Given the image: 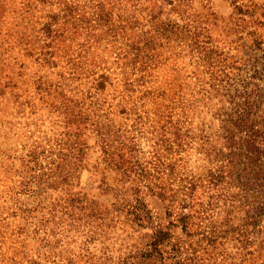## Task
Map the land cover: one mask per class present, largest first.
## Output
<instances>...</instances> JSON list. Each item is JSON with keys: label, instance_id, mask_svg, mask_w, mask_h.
I'll use <instances>...</instances> for the list:
<instances>
[{"label": "trees", "instance_id": "trees-1", "mask_svg": "<svg viewBox=\"0 0 264 264\" xmlns=\"http://www.w3.org/2000/svg\"><path fill=\"white\" fill-rule=\"evenodd\" d=\"M190 5V0H0L2 53L18 50L47 72L62 69L59 81L47 80L46 72L32 82L41 109L57 113L62 130L55 141L44 136L28 142L19 157L13 215L24 221L20 233L32 226L39 242L37 258L25 254L22 264H215L219 247L229 241L243 249L264 245V201L243 205L237 223L230 211L221 227L212 221L211 203L181 198L194 197L197 188L177 172L193 141L185 127L188 113L226 96L231 64ZM11 81L7 86L15 85ZM230 104L229 111L211 112V123L219 121V137L226 141V151L213 145L212 152L229 178L264 181V130L248 99L232 97ZM119 117L124 125H116ZM205 137L211 141V135ZM94 146L100 151L96 173L120 176L110 188L117 197L111 206L74 191ZM60 189L65 198H46ZM20 194L33 203H22ZM147 196L168 201L162 216ZM94 243L98 253L90 252Z\"/></svg>", "mask_w": 264, "mask_h": 264}, {"label": "rangeland", "instance_id": "rangeland-1", "mask_svg": "<svg viewBox=\"0 0 264 264\" xmlns=\"http://www.w3.org/2000/svg\"><path fill=\"white\" fill-rule=\"evenodd\" d=\"M190 1V13L206 28L213 44L230 55L231 64L227 70L228 77H224L228 86L223 93L226 96L212 99L208 107L197 104L200 109L191 108L188 113L185 127L193 141L183 154L184 161L177 172L186 174L197 185L194 197L181 198L188 201L194 199L203 206L211 203L212 221L222 227L230 211L229 217L233 223H237L243 215V205L259 199L264 201V181L234 180L222 172V161L212 150L213 145H217L226 151V141L219 137V121L211 123L210 120L214 107H225L229 111L232 97L246 98L252 105L254 119L264 130V0ZM2 52L0 49V264H13V261L22 264L25 254L37 258L39 242L32 233V226L20 233V229L25 228L24 221L13 215L17 204L14 206L12 198L17 197L15 191L21 183L19 157L23 147L32 140L46 136L55 141L62 127L61 117L57 113L41 109L42 103L32 86L36 74H45L47 69L41 68L34 59L19 54L18 50L8 54ZM103 55L108 57V53ZM21 64L24 65L20 68ZM164 69L159 72V80L168 70L167 67ZM60 71V68L49 70L47 80L59 81ZM10 80L14 86H7ZM17 99L24 105L20 106ZM29 101L30 104L26 103ZM203 108L204 112L201 113ZM115 120L116 125H124V119L119 117ZM206 135H211V141H207ZM94 143L92 136L90 144ZM262 143L264 147V137ZM141 146L145 151L148 149L146 140H142ZM99 157L100 151L94 146L82 169L81 183L74 191L88 193V199L111 206L117 197L110 188L118 183L120 176L111 170L103 175L96 173L94 166ZM146 157H149L148 153ZM64 191L60 189L53 197L46 198L51 201L65 198L67 193ZM18 196L22 203H33L26 194ZM145 200L156 214L163 215L167 200L151 196L145 197ZM75 245L71 243L69 247ZM99 248L98 243L89 246L92 253H98ZM218 253H221V257L215 264H264V245L243 249L239 243L229 241L219 247Z\"/></svg>", "mask_w": 264, "mask_h": 264}]
</instances>
